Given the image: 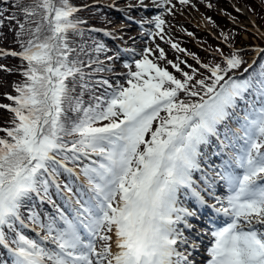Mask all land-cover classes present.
Masks as SVG:
<instances>
[{"label":"snow or ice","instance_id":"snow-or-ice-1","mask_svg":"<svg viewBox=\"0 0 264 264\" xmlns=\"http://www.w3.org/2000/svg\"><path fill=\"white\" fill-rule=\"evenodd\" d=\"M153 2L172 11V0ZM11 7L19 15L0 9V29L5 20L15 22L16 36L29 38L21 51L0 50V57H19L25 65L16 94L6 96L11 103H0L11 114L8 126L0 127V264H195L199 245L185 231H195L190 220L197 211L181 205L188 195L228 218L208 233L206 264H264V65L258 74L237 77L243 57L217 49L220 62L201 64L208 73L202 78L196 68L184 71L169 60L178 78L149 59L152 49L145 48L135 70L124 64L125 83L100 79L90 85L86 67L111 69L98 59L86 64L79 55L88 53L72 46L70 34H83L85 22L75 18L80 8L70 0H13ZM154 20L162 32L164 19ZM157 48L158 59H166ZM94 51H106L105 45L97 42ZM97 87L103 88L99 95ZM242 102L250 109L240 126L243 145L210 177L201 169V146L219 139L220 126ZM195 172L202 173L203 188ZM62 173L82 175L86 184L74 192L59 181ZM221 183L223 197L216 195ZM51 188L71 194L64 207ZM34 196L51 204L54 214L36 211ZM26 220L44 235H27Z\"/></svg>","mask_w":264,"mask_h":264},{"label":"rangeland","instance_id":"rangeland-1","mask_svg":"<svg viewBox=\"0 0 264 264\" xmlns=\"http://www.w3.org/2000/svg\"><path fill=\"white\" fill-rule=\"evenodd\" d=\"M99 1L105 3L107 8L109 6L113 7L111 8V16L106 18L105 24H108V27L106 31L103 32L104 36L105 33H109V36L111 37V39H113V42H116L117 44H124V52H120L119 50H117L113 44L108 45L110 50L115 51L113 55L114 59L112 61H109L107 58L104 59V61L102 60L105 69H111L105 70L104 74L112 83H125L127 78L126 74L129 69L125 68L124 64H130L132 66V70H135L134 61L142 58L145 48L152 49V53L149 55V59H152L160 67L164 68L165 66V68H167V65L165 64L166 60H172L170 59V51L173 49L171 47V43H176L181 48L180 44L178 43L181 42L179 40V37L184 36V28H187L190 25H194L196 28L200 29L203 32H208V37L210 39L213 38L215 42H220L223 44L227 43L224 39L225 35H227L228 38L233 36L231 33H229V30L232 27H239L241 29L240 37L244 39H248V37L250 38V34H257L260 37L264 36V30L257 23V20L259 19L254 13L255 10L253 8L249 9L248 7V5L250 4V0H190V3L186 5L181 4L179 0H172V3L170 5H167V7L172 9L170 13L163 8L157 7V4L154 3L153 0H143V6L140 4V0H95L88 4L80 5L78 6V8H87L89 5ZM223 3L227 4L230 9H232V12L230 10H224L223 12L220 8ZM209 5H211V7H209ZM214 11L221 13L222 17L227 20V23L224 27L218 26L217 23H210L208 21V17H210L211 12ZM262 12L264 13V11ZM157 15H161L162 19H164L165 21L164 25L162 26V32L155 27L154 17ZM1 30H3L4 34H7L4 27L0 29V50L21 51L4 42V40L2 39L3 37H1ZM17 31V28L16 30L14 29V33H16ZM157 32H159L160 34L156 35L155 33ZM161 36L163 37V39H161ZM190 38L193 40V44H195L196 47L202 45L205 47H213L212 45L214 44L212 43L210 45H206V42L204 41L198 42L192 35L189 36V39ZM250 39L254 43L253 47L255 48L256 53V51L258 50L257 42L259 43V41L254 37H251ZM169 41H171V43H169ZM8 42L10 43V41ZM157 46L164 50L166 59H158L159 50ZM117 56L118 58H116ZM4 65L6 68L11 69V71L8 72L10 77L7 76L8 74H2L0 70V97L2 98L0 99V103L3 102V104H6L7 102H9L6 99V96L8 94L15 95V85L21 83V80L24 79L22 75H17V72L15 70L18 69V71H21L23 70V67L25 65L20 64L18 68H11V64ZM102 92L103 90L101 89L100 94ZM251 98L253 99V96ZM1 110L3 111V113L0 114V119H4L6 110ZM249 110L250 109L247 107V105L243 103L240 109L235 112V115L232 116V120L228 121L226 125L222 126L225 131L227 130L229 141L225 139V136L222 137V140L219 138L220 141H218L217 138L211 140L213 144L211 146L216 147L217 152H223L220 153L221 155H219V158H214L211 161H202V159L200 158L201 165H203V167L207 169H202V171L204 173H207L210 177H214L213 169L217 171L220 170V168L223 167L224 162L230 160L233 157L234 153L238 151L243 145V140L239 139V137L243 136V130L240 126L243 123V117L246 111ZM230 126L234 130L230 129ZM221 141H224V144L227 146L222 148ZM232 145L235 147H232ZM210 154H212L211 150ZM196 173L200 174V176L202 175V173L195 172L193 174V178L197 181L199 188H203L204 184L200 181V176L198 177ZM65 175L68 179H70L69 174L66 173ZM78 180L79 181L74 183V192L78 187L86 184V180L82 175L79 176ZM65 193L66 197L71 195L66 191ZM202 195H205L206 200L210 205H212L210 202H214L213 204H215L214 199L207 197V195L203 192ZM216 195H219L221 197L227 195V189L223 186L222 183L219 184V186L216 188ZM56 204H59L60 206L59 199H56ZM49 205L50 206L47 207L45 212L46 215L54 214L53 206L51 204ZM63 205L65 206V201ZM181 205L184 207H188L185 204ZM40 208H43L41 204ZM45 214L43 215L45 216ZM194 222H196V220L191 219V223L198 227V230H203L199 232H205L208 235L209 231L206 230L208 229V227L204 228L202 223L199 222L196 225ZM198 230L192 232L185 231V235L189 234L188 236L191 237L196 233V231L198 232ZM36 231L44 235L43 231L38 226H36ZM32 238L34 237L32 236ZM191 241L199 245V243L193 237H191ZM205 249L206 248H203L201 245H199L197 250L198 252H193L192 256L195 262L199 264L203 263V259L206 258Z\"/></svg>","mask_w":264,"mask_h":264},{"label":"trees","instance_id":"trees-1","mask_svg":"<svg viewBox=\"0 0 264 264\" xmlns=\"http://www.w3.org/2000/svg\"><path fill=\"white\" fill-rule=\"evenodd\" d=\"M94 0H70V2L78 7L80 5H84V4H88L90 2H92ZM13 0L9 1V6H8V13H5L6 16L9 13H13V14H17L16 10L14 8L11 7ZM249 9L253 8L255 11V15L258 17L259 20H257V23L262 27V29L264 30V13L262 11L264 8V0H253V1H249ZM248 4V3H246ZM225 11L230 10L232 12V9H230V7L227 4L223 5ZM3 8H7V5H4ZM81 9V8H80ZM105 14H108V9L100 4H91L89 5L87 8H82L81 11H79L78 13L75 14V18L81 21H84L85 23L80 25V28L83 30V34H77V33H71L70 34V39L72 42V46L74 48H76L78 51L81 47L84 48L85 52L88 53V55H85L83 53H80L79 58L81 60H83L86 64L91 62V61H95V60H99L100 59V54L101 53H96L94 51L95 49V44L97 42L99 43H104V39L102 37V35L100 33L97 32H93L92 30L89 29L98 25H102V18L103 16H105ZM262 17V18H261ZM257 19V18H256ZM211 21L213 23H217L218 26H222L224 27L227 23V20L220 16L219 13H212L211 15ZM6 22V32L5 35H3L4 38V42L6 44L11 45L13 48H16L18 50H21L20 44L21 42H26L27 39L29 38L28 35L22 34L21 36L17 37L16 33H14V29L16 30V28L18 29V27L16 26L15 22H9L7 20H5ZM88 26V27H87ZM194 32L196 33V35L199 38H202L204 42H206V45H210L212 43H214L212 46L213 47H205V48H196L194 47L192 44H188L186 45L187 50L191 53L192 57H194L193 59H190L186 56H181L175 52H173V57L176 60V63L180 65V67L184 70V71H188L191 72V68H196L197 69V78H202L203 75H208L207 71L205 69H203L201 67V64H213V63H219L220 62V55L219 53L216 51L217 49H220L221 51H223L225 54H229L230 51L232 50H236L239 52V54L243 57V60L245 61V63L242 65L241 69L238 70L237 72L234 73L235 76L237 77H244L247 78L249 75L252 74H258L259 71L261 70V65H264V53L260 52L256 59L255 62L252 64V66L247 67V62H248V55L252 53L251 50L247 49L246 46L248 44H252L253 41L250 39L251 37H254V35L250 34V38L248 37V39H244L240 37L241 34V29L239 27H232L229 30V33H231L233 36L228 38V40L226 41L228 43L227 44H223L220 42H215V40L213 38H209L207 33L205 32H200L197 31L195 29H193ZM19 31V29H18ZM17 31V32H18ZM249 36V35H248ZM258 40L259 43L261 45H264V37H259ZM10 41V43L8 42ZM229 45H233V46H240L235 47V49L229 48ZM17 58V59H16ZM197 59L200 61V63H197ZM183 62V63H181ZM4 64H11V68H18L20 64H24L19 57H3L0 59V65H4ZM191 66V68H189L188 66ZM5 66V65H4ZM98 65L96 63H92V67L88 68L86 67L84 69L86 74H90L89 76L86 77V79L88 80L90 85H95V82L100 80V79H105L102 77V75L100 74L101 72H96L95 68ZM247 67L248 72H244V69ZM17 73V75L21 76L22 74V70L18 71L15 70ZM169 72H172L174 75H177L178 78L181 76L180 73H177L175 71V69L169 68L168 69ZM5 74H8V72L3 71ZM19 72V74H18ZM239 73V74H237ZM9 76V74L7 75ZM10 77V76H9ZM24 79L21 80V83L23 82ZM77 91H79V87H77ZM0 99H2L0 97ZM90 99L89 93L85 92L84 95V100L88 101ZM11 103V102H10ZM6 114L4 116V119H0V127H7L8 126V121L11 119V114L8 113L7 111H5ZM3 113V111L0 109V114ZM0 135H3V133H0ZM34 200V201H33ZM33 200L31 202V205L34 204L35 202V196L33 197Z\"/></svg>","mask_w":264,"mask_h":264},{"label":"bare ground","instance_id":"bare-ground-1","mask_svg":"<svg viewBox=\"0 0 264 264\" xmlns=\"http://www.w3.org/2000/svg\"><path fill=\"white\" fill-rule=\"evenodd\" d=\"M125 28H126V27H125ZM256 35H257V34H256ZM256 35H255V37H256ZM257 39L260 40L258 35H257ZM260 41H261V40H260ZM201 211L204 213V210H203L202 208H201Z\"/></svg>","mask_w":264,"mask_h":264}]
</instances>
